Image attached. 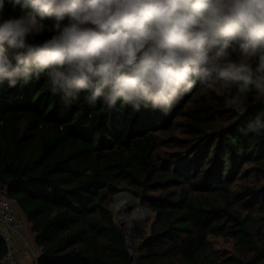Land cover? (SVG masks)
Wrapping results in <instances>:
<instances>
[{"label": "trees", "instance_id": "obj_1", "mask_svg": "<svg viewBox=\"0 0 264 264\" xmlns=\"http://www.w3.org/2000/svg\"><path fill=\"white\" fill-rule=\"evenodd\" d=\"M213 87L165 115L65 105L43 76L0 86V192L30 223L38 264H264V133L245 131L264 107L249 89L235 111ZM120 191L155 214L134 254L110 208ZM9 243L0 235V264Z\"/></svg>", "mask_w": 264, "mask_h": 264}, {"label": "clouds", "instance_id": "obj_2", "mask_svg": "<svg viewBox=\"0 0 264 264\" xmlns=\"http://www.w3.org/2000/svg\"><path fill=\"white\" fill-rule=\"evenodd\" d=\"M41 76L65 105L166 115L214 84L241 111L249 89L264 100V0H0V86Z\"/></svg>", "mask_w": 264, "mask_h": 264}, {"label": "rangeland", "instance_id": "obj_3", "mask_svg": "<svg viewBox=\"0 0 264 264\" xmlns=\"http://www.w3.org/2000/svg\"><path fill=\"white\" fill-rule=\"evenodd\" d=\"M206 88H212L213 84H209L205 86ZM215 90H219L218 87H213ZM209 91L203 89L200 95H206ZM177 132H183L182 127L176 128ZM185 134L183 133V136ZM3 193V192H2ZM120 202L123 203L122 208H118V204ZM110 208L113 213V218L116 223L127 228V239L129 249L132 254L135 253V247L137 246L138 238L137 231H144L146 234H149L151 225L154 221L155 214L150 211V209L146 208L142 205L140 199L134 197L129 192L120 191L115 194L113 198V202L110 204ZM123 210V211H122ZM119 211V212H118ZM19 217H24L23 213L19 211ZM127 217V218H126ZM22 221L18 218L17 222L14 223V226H17L18 223ZM2 225L0 219V226ZM213 250L221 255H232L236 252L235 244L232 240L225 237H210ZM17 260V259H16Z\"/></svg>", "mask_w": 264, "mask_h": 264}, {"label": "crops", "instance_id": "obj_4", "mask_svg": "<svg viewBox=\"0 0 264 264\" xmlns=\"http://www.w3.org/2000/svg\"><path fill=\"white\" fill-rule=\"evenodd\" d=\"M19 218L22 221L17 226L13 224L9 229L11 237L9 249L17 259L18 264H38L41 249L35 242L28 220L25 217Z\"/></svg>", "mask_w": 264, "mask_h": 264}, {"label": "built area", "instance_id": "obj_5", "mask_svg": "<svg viewBox=\"0 0 264 264\" xmlns=\"http://www.w3.org/2000/svg\"><path fill=\"white\" fill-rule=\"evenodd\" d=\"M258 96L255 98L253 103L264 107V100L259 99ZM19 211H21V209L18 204L13 199L0 192V219L2 223L0 227V235L8 243L11 239L9 229L17 222L19 218ZM1 264H18L10 249L4 256Z\"/></svg>", "mask_w": 264, "mask_h": 264}, {"label": "bare ground", "instance_id": "obj_6", "mask_svg": "<svg viewBox=\"0 0 264 264\" xmlns=\"http://www.w3.org/2000/svg\"><path fill=\"white\" fill-rule=\"evenodd\" d=\"M123 203H124V202H120V203L118 204L117 207H118V208H122V207H123ZM122 211H123V210H122ZM118 212H119V211H118ZM126 218H127V217H126Z\"/></svg>", "mask_w": 264, "mask_h": 264}]
</instances>
